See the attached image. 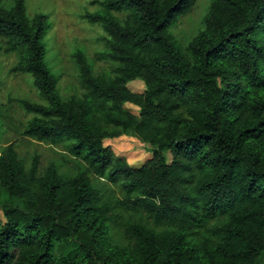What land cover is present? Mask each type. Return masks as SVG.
<instances>
[{
  "label": "trees",
  "instance_id": "1",
  "mask_svg": "<svg viewBox=\"0 0 264 264\" xmlns=\"http://www.w3.org/2000/svg\"><path fill=\"white\" fill-rule=\"evenodd\" d=\"M12 3L0 0V52L17 54L10 72L30 75L40 100H19L31 115L22 135L61 146L72 165L2 149L0 264L264 261V0H211L184 50L169 28L196 0L93 1L100 12L83 19L105 34L95 59L109 68L94 73L75 51L82 93L68 99L44 59L48 17ZM120 136L150 159L116 156L104 143Z\"/></svg>",
  "mask_w": 264,
  "mask_h": 264
},
{
  "label": "rangeland",
  "instance_id": "2",
  "mask_svg": "<svg viewBox=\"0 0 264 264\" xmlns=\"http://www.w3.org/2000/svg\"><path fill=\"white\" fill-rule=\"evenodd\" d=\"M95 0H25L26 13L29 18L35 14H43L48 17L50 26L47 35L43 39L46 50L45 62L51 72L59 77L58 90L62 98L68 99L73 95L80 96L82 91L78 84V72L73 63L72 55L75 51H83L87 59L93 65V72L99 73L109 66L103 61L95 59L96 53L103 49L102 37L105 36L97 25H90L83 19V14L99 13L100 8L92 5ZM211 0H196L191 12L179 17L169 28V33L174 37L177 46L184 50L193 36L202 27V20L208 11ZM5 9L12 6V0H1ZM120 17V15L115 14ZM18 61L16 53L4 54L0 52V152L2 149L14 143L20 157L28 161L32 156L38 155L41 166L50 161L61 162L62 166L71 168V157L63 151L61 146L40 143L22 135L23 127L31 118L19 105V100L26 99L39 103L37 92L32 86V78L28 74L10 72ZM128 88L135 93H141L144 89L141 81H133ZM133 115L138 110L129 104L123 106ZM116 156H122L132 168L140 167L151 157L148 145H144L131 136H120L105 141ZM66 164V167H65ZM64 172V171H62ZM73 172V170L71 171ZM100 186L108 193L119 197V190L108 183L101 182ZM4 198L6 196L4 195ZM0 218L2 214L0 213ZM65 254H74L75 247L66 242L59 248ZM260 264H264L262 261Z\"/></svg>",
  "mask_w": 264,
  "mask_h": 264
}]
</instances>
